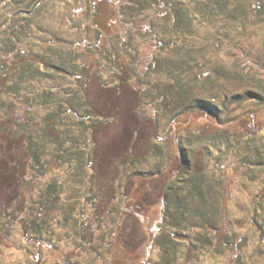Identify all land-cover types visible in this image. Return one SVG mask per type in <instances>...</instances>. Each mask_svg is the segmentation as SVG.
<instances>
[{"label": "rangeland", "instance_id": "obj_1", "mask_svg": "<svg viewBox=\"0 0 264 264\" xmlns=\"http://www.w3.org/2000/svg\"><path fill=\"white\" fill-rule=\"evenodd\" d=\"M109 1H99L98 19L107 29L112 28L113 18ZM255 2L262 4L264 12V0ZM256 12L252 10L245 31L237 28L233 40L218 41L220 49H208L206 64L190 72L201 86L208 84V76L219 78L215 83L220 90L216 103L221 104L215 105L220 112L218 118L189 122L201 138L195 140L194 149L186 141L188 112L165 113L158 109L161 102L155 100L158 97L154 99L151 91L144 94L133 86L146 88L145 84L132 82L131 77L134 69L144 73L149 48L125 51L129 64L125 77L133 88L126 87V80L117 89L101 86L95 75L90 80L92 101L108 117L106 122L95 124L92 135L96 158L87 167H79L80 171L74 155H54L52 144L46 146L50 151L42 149L35 159L29 131L21 127L28 120L27 114L21 105L9 107L11 121L0 116V264H155L163 261L162 243L172 239L181 243L174 264H191L194 260L196 264H233L239 256L243 261L247 258V264H264V230L253 220L255 214L264 219V211L261 216L254 212L255 206H264V166L257 163L260 159L245 155L247 150L242 145L230 144L236 150L231 148L228 154L209 155L204 134L199 132L207 120L212 122H207L211 128L219 121L229 126L231 122H243L245 128L248 121L264 124V28L257 24ZM133 39L141 47L145 42L151 45L153 40ZM130 64H138L140 69ZM217 66L240 70L245 82L221 76ZM102 75L103 81L108 80V73ZM182 76L188 81V74ZM249 87L258 97L224 105V96L228 95V99L233 93L244 94ZM43 125L36 127L41 129ZM237 146L242 151H237ZM180 149L186 157L180 156ZM249 149L253 150V146ZM247 157H253V165L248 164ZM188 159L193 170H205L227 193L221 215L212 216L217 227L208 225L211 238L218 242L236 239L242 247L233 245L222 255L214 242L204 253L188 251L183 241L196 231L188 219L173 226L175 216L168 215L163 207L173 172Z\"/></svg>", "mask_w": 264, "mask_h": 264}, {"label": "trees", "instance_id": "obj_2", "mask_svg": "<svg viewBox=\"0 0 264 264\" xmlns=\"http://www.w3.org/2000/svg\"><path fill=\"white\" fill-rule=\"evenodd\" d=\"M99 1L0 0V116L11 121L9 107L16 109L21 105L28 119L21 127L29 131L35 159L42 149L45 151L46 146L52 144L50 150L54 155L65 158L74 155L80 171L83 165L87 167L96 158L92 135L95 124L106 122L108 117L92 101L90 80L95 75L101 86L111 89L124 85L122 80H126V87H132L131 83L138 81L146 88L134 84L135 90L140 89L144 94L146 90L151 91L154 99L158 97L155 100L161 102L158 109L165 113L174 111L177 115L188 112L186 141L194 149L193 144L200 134L190 126L192 119L218 118L220 112L215 105L221 104L216 103L220 90L216 89L215 83L219 78L208 76V84L204 82L201 86L198 78H191L190 72L195 66L206 64L208 49H220L218 41L233 40L237 28L245 31L252 10L257 11V24L264 28L262 4L257 5L254 0H110L112 28L107 29L98 19L101 15ZM113 28L116 31H112ZM138 37H152V44L145 42L141 47L133 39ZM139 48L141 51L149 48L150 59L144 73L134 69L131 82L125 77L129 65L125 61V51L138 52ZM130 65L140 69L138 64ZM217 68L221 76L245 82L240 70ZM103 72L109 74V81L101 79ZM185 73L188 81L183 79ZM115 75L118 78H114ZM246 89L244 94L233 93L228 99V95L224 96V105L258 97L253 88ZM207 122L212 123L205 121L199 132L204 134L202 138L207 141L205 147L209 155L228 154L232 148L229 145L237 144L246 148L245 155L249 153L260 159L257 163L264 166V124L248 121L244 123L245 128L243 122L235 125L231 122L229 126L225 121H219L211 128ZM171 123L170 130L173 129ZM39 124L44 129L36 127ZM248 145L253 146L252 151ZM238 148L237 151H242ZM192 149L190 151L195 153ZM50 150L46 149L47 152ZM180 156H185L181 149ZM253 157H247L248 164H254ZM189 159L182 162V169L173 172L170 187L163 197L164 210L175 216L173 226L178 227V223L188 219V224L196 231L183 241L189 247L188 251L204 253L214 242L222 255L233 245L242 247L236 239L218 242L211 238L207 230L209 226L217 227L212 216L221 215L227 193L220 189L218 180L207 176L205 170L200 167L193 170ZM262 205L254 208L260 216L264 211ZM253 220H257L261 231L264 230L263 218L255 214ZM170 241L162 243L163 261L155 264L175 263L177 247L181 243L178 239ZM242 259L239 256L233 264H247V258L245 262ZM191 264H196V260Z\"/></svg>", "mask_w": 264, "mask_h": 264}]
</instances>
